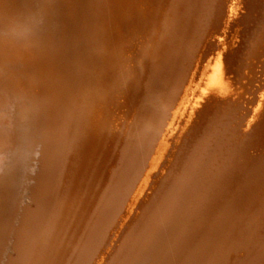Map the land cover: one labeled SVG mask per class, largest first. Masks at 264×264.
<instances>
[{"label": "bare ground", "instance_id": "1", "mask_svg": "<svg viewBox=\"0 0 264 264\" xmlns=\"http://www.w3.org/2000/svg\"><path fill=\"white\" fill-rule=\"evenodd\" d=\"M0 264H264V0H0Z\"/></svg>", "mask_w": 264, "mask_h": 264}]
</instances>
